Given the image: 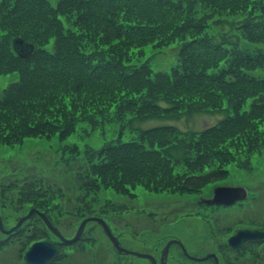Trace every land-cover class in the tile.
<instances>
[{
  "label": "trees",
  "instance_id": "trees-1",
  "mask_svg": "<svg viewBox=\"0 0 264 264\" xmlns=\"http://www.w3.org/2000/svg\"><path fill=\"white\" fill-rule=\"evenodd\" d=\"M170 45L174 64L154 72L150 58ZM10 73L0 146L54 137L72 191L22 175L1 180L0 196L13 190L49 217L59 199L81 220L119 210L95 205L106 192L188 194L250 170L264 150V0H0V75ZM198 113L223 118L197 133L135 127ZM96 132L101 145L81 155Z\"/></svg>",
  "mask_w": 264,
  "mask_h": 264
},
{
  "label": "rangeland",
  "instance_id": "rangeland-1",
  "mask_svg": "<svg viewBox=\"0 0 264 264\" xmlns=\"http://www.w3.org/2000/svg\"><path fill=\"white\" fill-rule=\"evenodd\" d=\"M221 30L223 32V26L219 29ZM149 54L150 52L146 55ZM174 60V51L171 48L163 49L152 57V69L168 70ZM16 80V73L0 75V90ZM220 117L198 113L181 116L177 120L147 121L135 124V127L173 125L181 132L191 130L197 133L215 124ZM104 138L105 135L96 132L89 139L78 142L79 148L76 147L82 155L84 151L81 149L84 145L98 147ZM57 145L56 139L50 137L27 139L22 144L12 147L0 146V181L11 182L14 178L18 179L25 175L46 180L55 188L60 187L71 192L69 180L64 174L65 169L62 165H56L58 156L52 153ZM250 164L252 169L248 171L231 167L222 179L207 183L201 189L188 194L154 195L136 189L134 196L130 197L106 192L98 197L95 205L102 204L105 199L110 198L111 203L119 208L113 212L107 210L105 222L110 226L113 235L118 236L119 244L124 249L147 253L158 259L165 243L170 239H176L193 257L213 253L218 259V264H264V241L245 244L240 250H232L226 244L227 238L236 229L246 227L249 221L253 225H264V150L258 155H253ZM217 186H242L247 188L249 198L230 207L193 203L197 201L194 197L199 199L210 197L212 190ZM15 194V191L9 189L0 196V217L4 229L13 227L17 220L32 208L30 204L19 203L20 196ZM59 201L60 204L56 200L53 203H57L59 209L62 205L64 208L62 200ZM176 207L186 214L181 216V213L169 218L170 209ZM59 209L54 212L55 216L49 217L44 212L43 215L65 239H70L74 236L80 219H75L73 214L62 215L63 210ZM151 217L154 218L153 223L150 221ZM85 218L87 217H83ZM38 220L32 216L10 236L0 232V264H24L23 253L34 242L27 237L32 229L44 231L45 235L41 239L38 238L39 240L56 245L59 256L49 264H92L89 262L90 254L94 255L95 264H149L146 259L119 255L101 227L94 222L85 225L76 242L62 245ZM159 222L167 223L158 228ZM166 264H212V260L205 262L188 260L177 245H172L168 251Z\"/></svg>",
  "mask_w": 264,
  "mask_h": 264
},
{
  "label": "water",
  "instance_id": "water-1",
  "mask_svg": "<svg viewBox=\"0 0 264 264\" xmlns=\"http://www.w3.org/2000/svg\"><path fill=\"white\" fill-rule=\"evenodd\" d=\"M245 197H246V192L241 187H234V188L217 187L212 192V198L209 200H205L204 202L206 204L230 205V204L234 203L236 200H241V199H244ZM31 212H32V210H30L26 216L19 219L17 224L13 228H11L9 231H3L1 221H0V230L9 234L10 232H12L16 228H18L21 225V223L30 216ZM41 218L45 222L47 228L55 236H57L62 242H65V243H71V242L75 241L79 237V235L81 234L83 227L86 224V222L95 221L99 225H101V227L103 228V231L105 232V234L109 238L110 242L112 243V246L116 249V251L118 253H123L125 255H132V256L140 257V258H146L150 261L151 264H155V260L148 254L136 253V252L128 251L126 249L121 248L118 245L117 240L111 235L107 225L101 219H98V218L84 219L80 223L75 236L71 240H65L58 233V231L49 224V222L43 216H41ZM260 238H264V232L240 230V231L236 232V234L228 240V243L232 247L237 248L240 245H242L243 242H245L247 240H255V239H260ZM171 243L178 244L181 247L183 253L186 254L184 248L182 247V245L179 241H172V240L168 241L166 243V245L164 246V249L162 251L161 258H160V264H165L167 249ZM56 257H57L56 248L54 247V245L52 243H49L46 241H40V242L33 243L29 247V249L25 252V256H24L25 261L28 264H46L49 260L55 259ZM209 257H213L214 264H217L216 258L214 257V255H206L205 257L200 258V259H197V258H193V259L197 260V261H203V260L208 259Z\"/></svg>",
  "mask_w": 264,
  "mask_h": 264
}]
</instances>
